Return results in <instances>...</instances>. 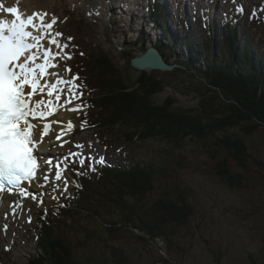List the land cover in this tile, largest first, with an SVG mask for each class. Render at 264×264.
I'll return each instance as SVG.
<instances>
[{
	"label": "rangeland",
	"instance_id": "374dc122",
	"mask_svg": "<svg viewBox=\"0 0 264 264\" xmlns=\"http://www.w3.org/2000/svg\"><path fill=\"white\" fill-rule=\"evenodd\" d=\"M14 3L19 10L28 9L26 13L42 7L46 11L44 15L49 11L58 15L64 44L68 45L66 53L71 55L65 65L71 69L72 77L77 72L75 62L86 63L87 56L101 52L113 61L130 85L140 75L129 66L130 58L155 44L164 45V60L178 67L168 73L146 71L159 77L164 85L162 92L151 98V103L161 105L173 100L179 112L195 110L200 95L208 93L203 73L206 64L202 62L208 53L192 56L184 41L198 47L208 35L211 44L217 45L222 21L225 16H231L233 26L252 39L264 60V0H75L73 4L72 0H14ZM154 4L162 10V26L152 18ZM238 8L242 11H237ZM187 31L194 33L193 38L186 39ZM190 60L193 65L186 69L184 65ZM73 83L78 86L74 88L78 98L72 100V105L80 109L72 113L70 122L74 127L68 132L66 142L47 148L50 157L44 160L48 165L60 166L62 178L57 181L54 177V181L42 186V192L36 191L37 199L26 198L25 204L15 211H8L7 205L2 208L0 264H28L37 256L33 216L53 200H62L71 190L75 158L96 156L101 160L121 161L123 153L129 150L136 158L164 159L171 165L168 178L156 179L154 195L137 203L140 214L143 216L142 212L157 199L170 197L175 201L184 199L192 210L191 217L184 226L169 223L167 238L155 241L121 224L118 232L109 235L94 221L64 220L61 223L70 231L60 235L71 241L76 263L115 264L104 261L105 252L115 247L128 257L123 264H264V168L244 172L217 145L225 134L239 136L248 151L264 162L263 130L248 134L236 127L203 140L187 138L176 143L157 138L127 145L119 129L105 136L84 127L82 105L87 90L81 79ZM211 108L214 117L222 115L215 103ZM222 160L230 174L239 175V183H230L218 174ZM114 218L112 213L105 214L107 221ZM86 232L98 241L97 245L84 236Z\"/></svg>",
	"mask_w": 264,
	"mask_h": 264
},
{
	"label": "trees",
	"instance_id": "16d2710c",
	"mask_svg": "<svg viewBox=\"0 0 264 264\" xmlns=\"http://www.w3.org/2000/svg\"><path fill=\"white\" fill-rule=\"evenodd\" d=\"M152 16L157 24H164L162 10L156 4L152 6ZM232 20L233 17L225 16L217 45L211 44L208 35L198 47L184 41L183 45L192 56L208 53L202 61L206 64L203 73L208 93L200 95L195 110L179 112L175 110L173 100H166L161 105L152 104L151 98L163 90L161 79L142 73L129 85L113 61L101 52L87 56L86 63L75 62V76L87 90L82 105L84 127L105 133V136L119 129L121 139L127 145L157 138L176 143L187 138L203 140L236 127L243 128L248 134L264 131V60L252 39L241 34ZM193 35L191 31L185 34L187 40ZM150 48L165 58L164 45L155 44ZM192 63L190 60L184 67L191 68ZM212 103L221 108V116L214 117ZM217 145L244 172L264 168V162L248 151L239 136L225 134ZM99 161L97 157L93 160L88 157L83 164L78 160L72 171L71 190L62 200H55L37 212L34 222L39 253L28 264H78L70 247L71 241L60 235L70 231L64 222L61 223L64 220L69 223L76 219L94 221L109 235L118 232L121 224L155 241L167 238L169 223L184 226L191 217L192 210L182 198L176 199L178 203L170 197L157 199L142 212L143 216L137 208V203L154 195L157 178L169 177L171 165L168 160L136 158L129 150L123 153L121 161ZM218 167L222 178L239 183V175L230 174L225 160ZM107 213L115 216L113 221L105 220ZM86 233L84 236L97 245L98 241ZM139 239L145 241L144 237ZM109 249L104 261L123 264L128 260L118 248Z\"/></svg>",
	"mask_w": 264,
	"mask_h": 264
},
{
	"label": "snow or ice",
	"instance_id": "6c2138e0",
	"mask_svg": "<svg viewBox=\"0 0 264 264\" xmlns=\"http://www.w3.org/2000/svg\"><path fill=\"white\" fill-rule=\"evenodd\" d=\"M4 11L11 14L14 19L11 22L0 20V191H4L5 185H9L24 195L27 189L21 187V182L36 179L38 172L43 174L44 170L40 167L42 161L34 153L38 152L43 144V137L49 135L52 130L47 122L43 123L41 129L39 124L31 121L44 120L53 115V101L48 100L45 104L43 99L34 100L33 97L38 91L44 92L40 78L45 75H54L46 72V69L57 66L52 63L53 59L55 57L71 59V55L64 52L68 45H61L55 38H50L48 43L59 49L56 53L43 48L39 43L45 36L51 37L55 19L45 24L43 17L38 13L24 19L15 7L5 8ZM237 11H242V9L238 8ZM35 20L40 21L39 26L34 23ZM29 28H38L41 35L39 37L34 35L28 30ZM60 35L62 34L59 32L55 33V36ZM32 49H42L43 63L36 62L38 57L35 52L31 51ZM65 70L71 72L70 68ZM78 79L77 76H73L68 81L57 79L55 83L48 86L47 96H53L58 84H65L68 86V99L65 103H71L73 99L78 98L74 91V88L78 86L73 83ZM56 100H60L59 95L56 96ZM45 108L47 110H44ZM68 110L79 111L80 109L76 106ZM55 123L61 122L56 121ZM73 127L74 125L69 121L66 129L59 130L56 139H60ZM37 133L41 136L40 140H36ZM77 147L82 146L77 145ZM48 163L51 164V161L49 160ZM81 163L83 164L84 161ZM99 163H104V161L101 160ZM61 178L62 173L57 170L55 179L59 181ZM47 179L48 177L44 175V180L47 181ZM27 194L32 199H37L31 193Z\"/></svg>",
	"mask_w": 264,
	"mask_h": 264
},
{
	"label": "bare ground",
	"instance_id": "6f19581e",
	"mask_svg": "<svg viewBox=\"0 0 264 264\" xmlns=\"http://www.w3.org/2000/svg\"><path fill=\"white\" fill-rule=\"evenodd\" d=\"M100 1V0H99ZM75 2V0H72V4ZM100 3V2H99ZM29 6V5H28ZM15 7L17 8V5H15L14 0H0V20H6L7 18H9V16L7 15V13L4 11L5 8H12ZM27 7V6H26ZM19 8V7H18ZM18 10V13H21L23 16H32L34 13H38L41 14V16L43 17V22L45 24L47 23H51L53 19H55V24H53L52 29H51V37L49 36H45L43 39H41L39 41V43L43 46V48H47L50 49L53 53H56L59 51V49L52 44L48 43V40L50 38H55L56 40L59 41V43L61 45H63L65 43L63 36H55V33L59 32L61 33L60 27H59V22H60V18L58 17V15L54 14L53 11H49V13H47L46 15L43 14V11L45 9H43L42 7H38V8H34L35 10H29L30 12L26 13V11L28 10ZM42 10V11H41ZM186 12V9L183 10V12ZM46 12V11H44ZM10 17H12V15L10 14ZM34 23L37 24V26H39L40 21L39 20H35ZM119 28V26H118ZM33 32L34 35L36 36H40L41 35V31L37 29H33L30 28ZM119 30L121 32H124L123 27H120ZM47 31V30H45ZM62 34V33H61ZM150 48V47H148ZM147 48V49H148ZM32 52H35L37 54V61L38 63H43V59L42 57V49H32ZM64 52H66V48L64 49ZM143 53V52H142ZM23 59V58H22ZM64 63H63V59L62 57H55L52 61V63H55L57 66L56 67H50L48 69H46L47 73H51L54 75H45L43 77H41V87H44V92H37L35 94V96L33 97V99H43L45 101V104H47L48 100H52L53 101V115L46 117L44 120H32V123H36L39 124L41 129L43 127V123L47 122L51 125V132L49 135L44 136L43 137V144L40 146L38 152H35L34 154L37 155L40 159V161H42V163L40 164V167L44 170L43 174H39L38 172V176L36 179L26 182L24 183L21 187L22 188H26L27 192L24 195H21L19 190L15 189L11 192L6 193L1 201V205H0V213H2V208H4V206H8V211H15L16 209H18L21 205L25 204L26 196L28 198H30V196L27 193H31L32 196H36V191H40L42 192V186H46L48 183L54 181V177H55V172L57 170H62L60 169L61 167L58 166L57 164L54 165H48L44 160H46V157H50V153H48L47 148L51 145V146H58L59 144H61V142H65V140L67 139V135L68 132H66L65 135H63L60 139H56V136L59 133L60 129H66L67 127V123L70 121L71 116L73 111H70L68 109H72L75 106L72 105V101L71 103H65V101L68 99V86L65 84H58L57 85V90L53 93L52 97H48L47 96V91H48V86L51 83H55L57 79H63L65 81H68L71 79V75L69 74L68 71L64 72V69L68 68L66 67L65 63L67 62V59H64ZM63 63V64H62ZM56 72V73H55ZM30 90V89H29ZM59 95L60 96V100L57 101L56 100V96ZM44 110H47V108H45ZM31 120V118H30ZM56 121H60L61 123H55ZM41 136L39 133H37L36 135V140H40ZM62 172V171H61ZM50 175L51 177L47 176ZM44 175H46L48 177L47 181L44 180ZM6 208V207H5Z\"/></svg>",
	"mask_w": 264,
	"mask_h": 264
},
{
	"label": "water",
	"instance_id": "95a60500",
	"mask_svg": "<svg viewBox=\"0 0 264 264\" xmlns=\"http://www.w3.org/2000/svg\"><path fill=\"white\" fill-rule=\"evenodd\" d=\"M129 66L138 71L140 75L142 73H147L146 71L168 73L178 67L176 65L167 64L160 53L154 48H148L144 50L143 53H138L134 57L130 58Z\"/></svg>",
	"mask_w": 264,
	"mask_h": 264
}]
</instances>
